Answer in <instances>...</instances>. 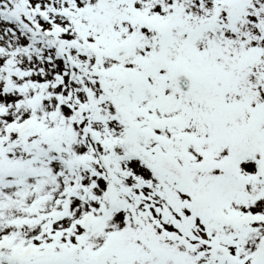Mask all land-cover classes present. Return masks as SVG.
Returning <instances> with one entry per match:
<instances>
[{
    "label": "snow or ice",
    "instance_id": "snow-or-ice-1",
    "mask_svg": "<svg viewBox=\"0 0 264 264\" xmlns=\"http://www.w3.org/2000/svg\"><path fill=\"white\" fill-rule=\"evenodd\" d=\"M0 264H264V0H0Z\"/></svg>",
    "mask_w": 264,
    "mask_h": 264
}]
</instances>
